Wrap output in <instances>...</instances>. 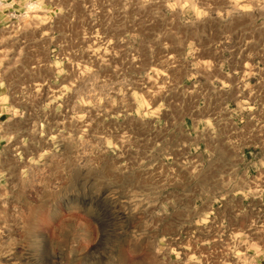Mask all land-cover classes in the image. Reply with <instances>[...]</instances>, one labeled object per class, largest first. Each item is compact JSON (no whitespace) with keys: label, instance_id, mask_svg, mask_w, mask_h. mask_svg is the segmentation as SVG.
<instances>
[{"label":"rangeland","instance_id":"374dc122","mask_svg":"<svg viewBox=\"0 0 264 264\" xmlns=\"http://www.w3.org/2000/svg\"><path fill=\"white\" fill-rule=\"evenodd\" d=\"M256 19L264 37V0H42L1 28L0 264H160L161 235L207 207L188 201L215 184L209 151L264 144V104L195 107L162 44Z\"/></svg>","mask_w":264,"mask_h":264},{"label":"crops","instance_id":"0c3cea01","mask_svg":"<svg viewBox=\"0 0 264 264\" xmlns=\"http://www.w3.org/2000/svg\"><path fill=\"white\" fill-rule=\"evenodd\" d=\"M41 1L0 0V29L15 22L28 4L40 6ZM50 8L55 7L43 9L49 18L43 22L49 39L54 34ZM216 29H202L194 36L184 30L176 43L163 42L165 71L173 75V70H182L183 85L193 79L195 92L208 94L198 98L197 108H216L235 100L237 92L236 103L242 109L264 104L255 76L262 73L261 23L256 19L238 24L235 30L219 26L216 33ZM15 109L9 85L0 75V151L11 135L8 126ZM209 152L215 159L204 168L214 174L215 184L188 201L207 207L191 224H178L174 233L161 235L160 264H264V147Z\"/></svg>","mask_w":264,"mask_h":264},{"label":"built area","instance_id":"2783aa9c","mask_svg":"<svg viewBox=\"0 0 264 264\" xmlns=\"http://www.w3.org/2000/svg\"><path fill=\"white\" fill-rule=\"evenodd\" d=\"M262 146H264V144L259 145V143H257V145H256V147H262Z\"/></svg>","mask_w":264,"mask_h":264}]
</instances>
